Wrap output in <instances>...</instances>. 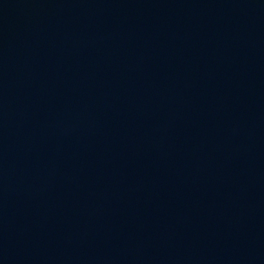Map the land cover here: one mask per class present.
Returning a JSON list of instances; mask_svg holds the SVG:
<instances>
[{"label": "water", "instance_id": "water-1", "mask_svg": "<svg viewBox=\"0 0 264 264\" xmlns=\"http://www.w3.org/2000/svg\"><path fill=\"white\" fill-rule=\"evenodd\" d=\"M0 264H264V0H0Z\"/></svg>", "mask_w": 264, "mask_h": 264}]
</instances>
